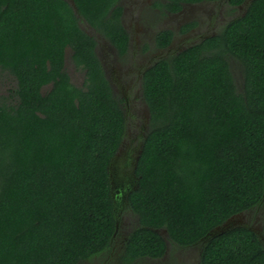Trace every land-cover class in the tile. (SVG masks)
I'll return each mask as SVG.
<instances>
[{
  "label": "trees",
  "instance_id": "obj_1",
  "mask_svg": "<svg viewBox=\"0 0 264 264\" xmlns=\"http://www.w3.org/2000/svg\"><path fill=\"white\" fill-rule=\"evenodd\" d=\"M121 1L73 0L75 11L68 0H0V69L17 79L16 101H0V264H82L113 244L111 165L127 133L124 98L80 20L125 56ZM205 1L218 0L154 4L179 13ZM173 38L162 30L156 46ZM68 47L85 71L82 86L66 71ZM142 92L149 129L127 196L139 226L122 264L163 257L164 230L173 245L201 244L200 264H264V230H217L264 203V0H250L218 33L156 60Z\"/></svg>",
  "mask_w": 264,
  "mask_h": 264
},
{
  "label": "rangeland",
  "instance_id": "obj_2",
  "mask_svg": "<svg viewBox=\"0 0 264 264\" xmlns=\"http://www.w3.org/2000/svg\"><path fill=\"white\" fill-rule=\"evenodd\" d=\"M69 1V0H68ZM246 3L233 7L228 0L205 1L186 4L179 13H169L155 6V0H122L123 23L130 34V46L125 56H120L112 43L98 30L81 19V27L97 41V53L104 65L115 94L124 98L127 133L111 165L112 186L118 202V226L109 250L82 264H122L128 235L139 226L137 215L131 210L127 196L135 186L134 168L141 152L143 141L149 129V109L143 97L142 77L144 71L156 60L167 57L218 33L230 20L243 15ZM195 20L197 24L187 32H182L184 24ZM165 29L174 32L172 43L166 48L156 46L157 34ZM236 77L240 78V66L233 63ZM65 68L72 82L82 86L85 71L72 59L70 47L66 50ZM17 79L8 71L0 69V101H16ZM48 86L43 88L47 91ZM246 225L261 236L264 230V203L232 217L228 227ZM227 227V228H228ZM168 244L166 254L161 258H143L140 264H200L202 245L185 248L173 245L162 231ZM263 238V237H262Z\"/></svg>",
  "mask_w": 264,
  "mask_h": 264
},
{
  "label": "water",
  "instance_id": "obj_3",
  "mask_svg": "<svg viewBox=\"0 0 264 264\" xmlns=\"http://www.w3.org/2000/svg\"><path fill=\"white\" fill-rule=\"evenodd\" d=\"M69 2H70V4L74 7V9H75V11H76V8H75V5H74L73 0H69ZM227 225H228V222L225 223L223 226L218 227L217 230H219V231H224L225 228L228 227Z\"/></svg>",
  "mask_w": 264,
  "mask_h": 264
}]
</instances>
